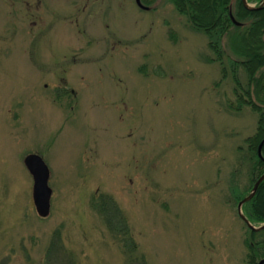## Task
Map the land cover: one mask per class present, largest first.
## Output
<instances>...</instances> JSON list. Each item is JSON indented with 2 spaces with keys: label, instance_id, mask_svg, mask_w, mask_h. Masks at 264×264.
<instances>
[{
  "label": "rangeland",
  "instance_id": "rangeland-1",
  "mask_svg": "<svg viewBox=\"0 0 264 264\" xmlns=\"http://www.w3.org/2000/svg\"><path fill=\"white\" fill-rule=\"evenodd\" d=\"M140 1L0 0V264H252L258 114L171 0Z\"/></svg>",
  "mask_w": 264,
  "mask_h": 264
},
{
  "label": "trees",
  "instance_id": "trees-1",
  "mask_svg": "<svg viewBox=\"0 0 264 264\" xmlns=\"http://www.w3.org/2000/svg\"><path fill=\"white\" fill-rule=\"evenodd\" d=\"M249 1L254 0H247ZM171 2L177 12L187 17L194 29L206 35L208 47L215 54L214 59L221 64L225 60L230 62L234 94L237 99L235 108L240 109L243 105H249L258 114L256 129L247 138V147L253 161L251 171L255 181L264 173V6L258 8L256 4L248 8L242 0H171ZM240 69L245 74L243 80L238 74ZM223 72H226L225 67ZM261 143L262 158H259L257 149ZM244 204L248 205L251 219L264 221V179L252 198ZM250 236L252 238L257 236L258 239L256 245L250 242L248 244L250 250L248 261L256 264L264 255V228L250 230ZM126 241L132 243L128 246L127 252L134 250L132 238L128 236Z\"/></svg>",
  "mask_w": 264,
  "mask_h": 264
},
{
  "label": "water",
  "instance_id": "water-1",
  "mask_svg": "<svg viewBox=\"0 0 264 264\" xmlns=\"http://www.w3.org/2000/svg\"><path fill=\"white\" fill-rule=\"evenodd\" d=\"M137 5L142 8L145 7L140 0H135ZM243 4L248 7L252 8L248 5L247 0H242ZM264 6V0H262L258 8ZM261 145H259L257 149V155L259 158H262L261 155ZM24 163L31 173L33 177V190H32V196H33V202L36 209L37 214L40 217H46L49 214L50 211V198L52 195V190L49 187L48 180H49V169L45 162L43 161L42 157L38 154H28L24 158ZM264 179V173H262L256 180L254 181L252 188L250 192L244 196L242 199H240L237 203V211L239 217L243 220V222L246 224V226L250 230H260L264 228V222L259 226H254L248 218L244 215L241 208L245 202L250 200L254 193L256 192L259 184ZM257 264H264V258H262Z\"/></svg>",
  "mask_w": 264,
  "mask_h": 264
},
{
  "label": "flooded vegetation",
  "instance_id": "flooded-vegetation-1",
  "mask_svg": "<svg viewBox=\"0 0 264 264\" xmlns=\"http://www.w3.org/2000/svg\"><path fill=\"white\" fill-rule=\"evenodd\" d=\"M262 258H264V255H263L262 257H260V258L257 260L256 264H257Z\"/></svg>",
  "mask_w": 264,
  "mask_h": 264
}]
</instances>
